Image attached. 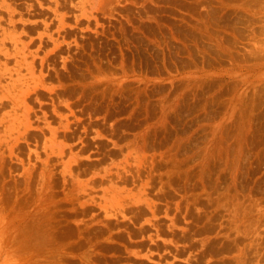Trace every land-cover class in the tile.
I'll use <instances>...</instances> for the list:
<instances>
[{"label": "rangeland", "instance_id": "obj_1", "mask_svg": "<svg viewBox=\"0 0 264 264\" xmlns=\"http://www.w3.org/2000/svg\"><path fill=\"white\" fill-rule=\"evenodd\" d=\"M0 264H264V0H0Z\"/></svg>", "mask_w": 264, "mask_h": 264}]
</instances>
